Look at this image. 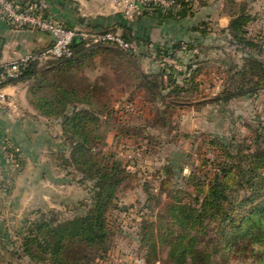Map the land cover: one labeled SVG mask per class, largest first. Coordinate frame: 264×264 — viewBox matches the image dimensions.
I'll use <instances>...</instances> for the list:
<instances>
[{
    "label": "trees",
    "instance_id": "1",
    "mask_svg": "<svg viewBox=\"0 0 264 264\" xmlns=\"http://www.w3.org/2000/svg\"><path fill=\"white\" fill-rule=\"evenodd\" d=\"M11 1L19 2L23 10L39 6L35 0ZM176 2L170 8L149 2L135 15L134 22L149 18L161 24L172 23L194 15V0ZM198 3L200 7L208 6L209 0ZM248 5V0H222L221 11L229 17V24L216 33L232 46L238 60L231 64L228 57H234L230 54L218 59L224 64L226 77L222 90L208 100L219 108L264 91V35L262 30L249 34L258 15ZM42 13L44 18L52 17L48 9ZM209 25L204 21L195 29L204 40L215 32ZM98 33L119 37L128 47L113 40L94 43L92 38H78L70 57L53 58L41 68L38 65L43 60L32 61L21 67L17 78L0 84V89L29 84L33 108L48 121H58L63 129L64 149L53 155L66 169L71 167L79 173L77 182L88 192V198L70 216H61L53 209L49 213L38 210L39 217L26 220L29 225L20 233L21 243L14 254L35 264H93L109 249V213L117 208V193L128 174L117 162L106 164L95 151L103 140L99 131L117 111L108 96V75L92 80L86 75L87 69L94 68L98 59L102 63L112 60L119 67L125 64L127 78L145 90L146 104L153 105L151 110L157 116L166 118L169 110L183 106L184 96L204 95L202 76L211 61L207 55L224 50L223 45L205 44L204 40L160 45L153 57L158 70L148 73L134 61L146 55L135 52L130 24L123 25L122 34L114 30ZM180 53L190 58L183 60ZM166 59L185 70L176 69ZM123 72L121 67L118 73ZM129 102L134 103L133 99ZM254 122L250 134L242 139L236 135L204 139L214 157L209 158L208 152L199 153L201 163L189 174H184L183 167L174 161L163 168L160 193L166 195V201L153 218L141 225L139 241L146 250V264H264V123ZM131 134L128 132L129 137ZM158 202H162L160 197Z\"/></svg>",
    "mask_w": 264,
    "mask_h": 264
},
{
    "label": "rangeland",
    "instance_id": "2",
    "mask_svg": "<svg viewBox=\"0 0 264 264\" xmlns=\"http://www.w3.org/2000/svg\"><path fill=\"white\" fill-rule=\"evenodd\" d=\"M210 1L222 5V0ZM248 2V8L258 15L249 27V34L262 30L264 35V0ZM116 8L120 11L118 5ZM215 44L223 45L224 50H215L207 55L211 61L202 76L205 81L201 88L204 95L184 96L183 106L169 110L166 118L157 116L151 110L153 105L146 104L145 90L138 88L133 79L127 78L125 64L121 65L123 75H119L121 67L112 60L102 63L98 59L94 68L87 69L86 75L92 80L108 75L111 107L117 111L115 116H121V119L114 116L99 131L103 140L96 145L95 151L100 153L106 164L117 162L128 174L117 193V208L109 213L112 234L108 252L102 259L96 258L93 264H146V250L139 241L141 225L153 218L166 201V195L160 193L163 168L174 161L183 167L184 174H189L201 163L199 153L208 152L209 158L214 157L209 152L210 146L203 143L204 139L233 135L242 139L250 134L254 121L264 123V91L233 100L224 108L208 100L222 90L226 77L224 64L218 59L221 55L227 58L230 54L234 57L233 60L228 57L231 64L238 60L232 46L223 42L221 37ZM50 60H43L38 67H43ZM134 61L144 72L152 71L147 61L138 57ZM168 64L180 71L185 70L176 62ZM27 87L30 88L29 84ZM129 99H133L134 103ZM163 120L167 121L166 125ZM130 131L132 134L129 137ZM38 132L43 135L40 149L43 155L48 156V164L42 165L36 173L28 172L26 183L15 185L10 191H0V264H35L14 254L21 243L20 233L29 225L26 220L33 221L39 217L38 210L49 213L53 209L61 212V216H70L79 203L88 198L87 189L77 182L79 173L71 167L66 169L62 160L53 155L64 149L60 123L44 125ZM66 154L69 155L68 152ZM159 197L162 200L160 203ZM166 252L164 250V255Z\"/></svg>",
    "mask_w": 264,
    "mask_h": 264
},
{
    "label": "crops",
    "instance_id": "3",
    "mask_svg": "<svg viewBox=\"0 0 264 264\" xmlns=\"http://www.w3.org/2000/svg\"><path fill=\"white\" fill-rule=\"evenodd\" d=\"M119 1L121 0H49L46 3L52 17L79 32L114 30L122 34L123 25L130 24L134 30L135 52L146 55L143 60L151 65L150 73L158 70L153 57L160 45L170 47L178 42L198 43L204 40L195 30L204 21L209 22L210 29L215 31L205 38L204 43L215 44L220 40L216 31L227 28L229 24V17L221 11L222 5L210 0L209 5L204 7H200L198 0H194L197 9L192 17L162 24L149 18L140 22L126 19L116 8ZM145 38L149 42L144 41ZM51 42L52 38L48 33L14 28L0 15V57L3 61L21 59L49 46ZM179 55L183 60L190 58L189 54ZM3 92L8 101L0 104V191H10L15 185L25 182L28 172L36 173L38 168L48 164V156L43 155L40 149L43 135L38 130H42L44 125L59 122L48 121L33 108L29 101L30 88L26 83L7 85Z\"/></svg>",
    "mask_w": 264,
    "mask_h": 264
},
{
    "label": "built area",
    "instance_id": "4",
    "mask_svg": "<svg viewBox=\"0 0 264 264\" xmlns=\"http://www.w3.org/2000/svg\"><path fill=\"white\" fill-rule=\"evenodd\" d=\"M35 1L39 2V6L30 7L29 10H23L19 2L0 0V14L7 17L10 24L15 25L18 29L27 26L32 30L48 33L52 38L49 46L32 52L21 59L5 62L0 57V69H2V72H0V84H3L7 79L17 78L20 75L21 67L28 65L32 61L70 57L72 55L71 47L78 38H92L94 43H99L103 40H113L117 41L124 48L128 47V44L124 43L121 38L112 34L79 32L60 24L54 17L44 18L42 11L48 8L46 1ZM149 2L158 3L164 8L177 5L176 0H121L117 5L120 7V12L123 16L128 20H132L135 15L140 13L142 6ZM35 11L40 12L35 14ZM165 61L170 63L171 60L166 59ZM3 88L0 89V104L8 101L7 96L3 92ZM127 108L131 109L130 106Z\"/></svg>",
    "mask_w": 264,
    "mask_h": 264
}]
</instances>
